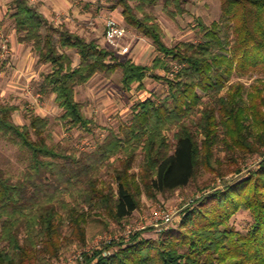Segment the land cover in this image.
<instances>
[{
  "label": "trees",
  "instance_id": "trees-1",
  "mask_svg": "<svg viewBox=\"0 0 264 264\" xmlns=\"http://www.w3.org/2000/svg\"><path fill=\"white\" fill-rule=\"evenodd\" d=\"M109 1L122 8L129 28L152 40L159 56L151 66L122 60L130 53L122 55L106 40L104 46L56 25L30 0L12 2L19 43L32 45L39 64L51 69L40 93L55 97L68 130L94 136L100 126L86 115L76 89L97 75L111 78L121 71L125 92L134 86L145 90L152 78L165 82L168 93L137 103L126 135L106 129L94 150L77 149L69 139L49 143L48 119L33 115L30 125H19L18 106L0 99V133L29 159L17 176L0 168V264H52L73 237L85 246L89 228L108 229L103 217L118 224L130 218L143 196L157 201L197 184L206 172L222 176L220 145L231 165L264 149L262 90L247 94L244 84L231 82L264 74V0H219L221 21L198 20V34L206 41L174 47L166 45L149 12L160 0ZM191 1L164 0V10L176 19ZM69 51L79 56L78 65ZM159 70L166 75L156 74ZM262 157L241 179L194 200L177 229L162 230L156 240L135 233L84 253L78 264H264ZM140 160V172H133ZM104 171L115 178L116 188L101 184ZM242 211L252 217L246 233L232 225Z\"/></svg>",
  "mask_w": 264,
  "mask_h": 264
},
{
  "label": "rangeland",
  "instance_id": "rangeland-1",
  "mask_svg": "<svg viewBox=\"0 0 264 264\" xmlns=\"http://www.w3.org/2000/svg\"><path fill=\"white\" fill-rule=\"evenodd\" d=\"M14 0H0V99L4 103L18 106L19 111L14 120L19 125H30L31 116H41L50 121L49 143H59L69 139L71 146L80 150H94L96 145L107 134L106 129H113L123 136L133 116V107L148 98H164L168 93L165 82H158L152 78L146 81V89L138 90L134 86L132 91L125 92L122 88V72L119 71L111 78L104 74L97 75L90 83L76 89V98L85 105V113L100 126L96 135L83 130H68L61 120L62 110L59 108L53 95L44 96L39 91L43 75L48 73L50 66L41 65L32 45L19 43L15 22L12 18ZM56 25L64 24L72 32L78 33L87 40H98L105 44L104 25L108 18H114L122 25L127 26L122 8H114L115 3L109 0H30ZM187 13L176 19L170 17L164 10V0L150 8L149 12L155 17L164 31V42L168 47H174L181 42H204L198 34V20L211 25L222 18L221 2L219 0H192L187 6ZM225 31V24L223 25ZM129 35L125 44L131 47L130 55L123 56L122 60L133 59L137 64L151 66L153 60L159 56L152 40L143 36L135 29L129 28ZM6 47V48H4ZM68 54L73 58L74 65L79 64V56L74 51ZM176 69V66H174ZM165 76L166 72H155ZM232 83L244 84L246 93L251 94L259 87L264 97V74L256 73L251 76L238 78L235 76ZM264 149L249 157H240L237 165L227 162V152L220 145L216 148V156L222 160L223 175L206 172L202 174L197 184L183 190H178L169 196H159L157 201H150L142 197L138 211L121 224L103 217L109 221L108 229L100 226L89 228L88 243L80 246L76 238L66 243L68 250H63L59 259L52 264H78L84 253H94L113 241H126L130 236L143 232L146 239L156 240L162 230L177 229L181 223L183 212L191 206L194 200L211 192L213 189H222L225 184L241 179L248 171L257 168L262 161ZM141 160L137 162L133 172L139 173ZM29 165L28 155L17 146L4 138L0 133V168L14 176L20 174ZM236 170H240L239 173ZM102 185L116 188L115 178L104 171ZM205 188V189H204ZM206 191V192H205ZM169 216L172 220L166 223ZM252 223L251 214L240 212L232 220V225L241 233H246ZM86 227V226H85ZM94 251V252H93Z\"/></svg>",
  "mask_w": 264,
  "mask_h": 264
},
{
  "label": "built area",
  "instance_id": "built-area-1",
  "mask_svg": "<svg viewBox=\"0 0 264 264\" xmlns=\"http://www.w3.org/2000/svg\"><path fill=\"white\" fill-rule=\"evenodd\" d=\"M129 35L128 29L114 18H108L104 25V37L106 43L113 49L118 50L122 55L131 52V47L125 44ZM6 48V47H4ZM166 223L171 222V218L167 216Z\"/></svg>",
  "mask_w": 264,
  "mask_h": 264
}]
</instances>
